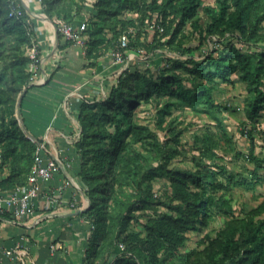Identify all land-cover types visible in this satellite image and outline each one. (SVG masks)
I'll return each instance as SVG.
<instances>
[{"label":"trees","instance_id":"1","mask_svg":"<svg viewBox=\"0 0 264 264\" xmlns=\"http://www.w3.org/2000/svg\"><path fill=\"white\" fill-rule=\"evenodd\" d=\"M83 3L40 0L44 15L56 27L77 23ZM15 5L19 14H12L9 0H0V169L9 171L0 180V192L6 193L27 183L35 141L41 142L25 136L15 112L19 95L26 93L34 75L28 50L35 47L39 59L30 16L20 0ZM93 11L85 32L87 60L118 48L122 35L127 38L122 51H164L176 58H164L155 71L150 64L129 67L104 99L79 104V134L73 146L77 177L89 201L82 214L91 226L83 264H108L110 258L111 264H264V198L235 214L226 198L235 185L233 176L227 175L223 183L217 176L226 175L225 168L216 171L208 164L221 148L212 133L194 137V169L171 168L181 154L182 130H175L173 119L166 120L183 106L202 112L218 108L212 97L216 79L231 84L235 75L245 83L246 119L251 125L259 123L264 111V0H96ZM148 31L152 39L143 42ZM194 33L198 45L187 46L185 40ZM227 36L229 49L219 55L210 52L202 60L191 56L212 38L223 44ZM153 100L159 107L151 128L133 116L141 103ZM247 158L253 165L251 178L237 183L250 190L264 181L258 175L264 171V158L255 154L253 145ZM158 178L163 180L159 196L153 190ZM159 207L167 211L160 214ZM216 216L226 220L215 236L207 233L198 241L201 248L181 251L186 233L207 228Z\"/></svg>","mask_w":264,"mask_h":264},{"label":"crops","instance_id":"2","mask_svg":"<svg viewBox=\"0 0 264 264\" xmlns=\"http://www.w3.org/2000/svg\"><path fill=\"white\" fill-rule=\"evenodd\" d=\"M20 1L34 26L40 59L22 99V121L27 135L40 139L49 154H57L62 163L60 172L43 191L54 189L65 179L80 187L78 156L64 137L70 138L73 131L78 135L79 104L97 101L105 94V86L113 85L120 68L111 64L108 53L87 60L84 44L64 41L56 25L44 15L40 0ZM87 41L85 35V45ZM8 175V169H0V180ZM73 194V189H67L60 208L49 211L40 207L33 217L11 221L0 215V264H83L91 231L89 220L82 213L89 201L79 193L76 206L70 208L66 202Z\"/></svg>","mask_w":264,"mask_h":264},{"label":"rangeland","instance_id":"3","mask_svg":"<svg viewBox=\"0 0 264 264\" xmlns=\"http://www.w3.org/2000/svg\"><path fill=\"white\" fill-rule=\"evenodd\" d=\"M95 3L96 0H84L83 9L78 15V19L81 20V22L86 21L87 24H90L89 20L93 16ZM204 4H213V0H204ZM198 17L200 18V22H204L206 19L202 10H199ZM127 18H136V14H128ZM151 30L152 29H150V31ZM108 35L110 36V34ZM151 39L152 34L149 31L146 33V36H142L143 42L150 41ZM229 39V36H227V39L222 44L217 43L216 38H212L207 42L205 47L198 52L191 54V56H194L197 60H202V58L210 52H213V54L217 56L223 49H229ZM83 44V51L85 53L87 43L86 45L85 43ZM185 44L187 46L196 47L198 45L197 34L194 33L193 35H189L185 40ZM155 53L157 54L150 55L147 60L148 62L144 61V58L138 57L136 60L137 62L135 61V63L130 64L129 67L132 68L136 65L144 66L148 63L152 67V70L155 71L157 67L164 65V58H176L175 55L169 52L158 51ZM178 72L180 71L178 70ZM118 76L119 75H117V77ZM233 79L234 82L231 84L222 83L216 79L212 91V97L215 103L218 104V108L211 112H202L201 110L193 111L188 107L183 106L180 109H173L171 115L166 116V120L173 119L175 130H182L179 145L181 154L171 162V168L182 170L195 168L194 158H198V153L194 147L195 136H202L204 133H212L219 138L221 148L216 149L217 159L208 164L216 171L219 170L218 166L225 168L226 175L220 174L217 176L218 180L223 183L227 181V175L233 176L232 180L235 182V185L233 184L229 188L226 193V198L231 201L232 206L235 209V214L240 215L242 212L257 206L264 198V181L257 182L254 188L250 190L245 189L242 185L238 184L242 180H250L251 178L249 171L253 169V165L249 164L247 158L251 145H253L255 154L264 158V111H261V119L258 124L251 125L247 121L244 110V98L246 96L245 83L238 81L235 75H233ZM112 82L114 85L116 79ZM111 86H105L107 91L105 90V94L102 93L98 100H102L107 96ZM24 95V92L19 95L15 112L20 128L25 136H28L21 116V103ZM159 103L161 104L162 102L159 101ZM158 107V104L156 105L154 100L148 103H141L134 111L133 117H135L138 122L154 128L156 122L155 113ZM248 131L251 133L250 136H247ZM158 134L161 138H165L164 132L159 131ZM71 135L72 136L68 138L70 142L69 145H74L78 139V135H75V131H73ZM223 135L226 136L228 142H226ZM28 138L30 137L28 136ZM258 175L264 180V171H259ZM153 190L157 196L162 194V179L158 178L154 181ZM220 193L221 192H218V194ZM158 209L160 214L167 211L164 207H159ZM225 220L224 217L216 216L210 221L207 228L187 232V240L185 246L180 248L181 251H188L195 247L201 248V246L198 245V241L207 233L211 237H214L215 232L223 226ZM140 221H144V218H140ZM134 228L141 229V226L134 225ZM111 263L112 258L108 261V264Z\"/></svg>","mask_w":264,"mask_h":264},{"label":"built area","instance_id":"4","mask_svg":"<svg viewBox=\"0 0 264 264\" xmlns=\"http://www.w3.org/2000/svg\"><path fill=\"white\" fill-rule=\"evenodd\" d=\"M9 1L14 6L12 14H19V10L17 9L18 5H15V0ZM87 28L88 25L86 21L72 24H60L59 27H57V33L60 34L64 41L81 45L84 43V36ZM126 43L127 38L125 35H122L119 40L118 48L109 52L111 64L120 68L117 75H120L121 72L128 69L130 64L135 63L138 57H142L144 61H147L152 54L142 55V51H122V49L126 47ZM37 54L35 47L28 50V56L33 61L31 71L34 74L40 63ZM64 139L67 140L68 137H64ZM35 142L37 146L27 183L8 193L0 192V215L7 216L11 221L33 217L40 207L49 211L60 208L65 202L64 192L67 189H73L74 194L66 204L68 207L74 208L77 203V195L82 193L81 187H78L69 179L59 182L54 189L43 191L44 186L60 172L62 163L57 154H49L42 142ZM40 198L41 203L39 202ZM120 248L122 249V246H120ZM7 254L9 255L10 252Z\"/></svg>","mask_w":264,"mask_h":264},{"label":"water","instance_id":"5","mask_svg":"<svg viewBox=\"0 0 264 264\" xmlns=\"http://www.w3.org/2000/svg\"><path fill=\"white\" fill-rule=\"evenodd\" d=\"M30 138H32V137H30ZM33 140H34V138H32Z\"/></svg>","mask_w":264,"mask_h":264}]
</instances>
